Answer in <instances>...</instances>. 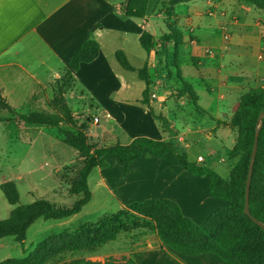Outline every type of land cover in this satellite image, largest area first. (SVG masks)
<instances>
[{
	"label": "crops",
	"instance_id": "1",
	"mask_svg": "<svg viewBox=\"0 0 264 264\" xmlns=\"http://www.w3.org/2000/svg\"><path fill=\"white\" fill-rule=\"evenodd\" d=\"M124 3L125 0H0V92L14 111L42 110L50 85L68 71L69 60L81 44L92 36L99 45V54L93 62L81 64L79 70L72 74V90L70 89V92L64 96L69 108L75 109L70 104L71 98L72 101L85 104L80 110L84 112L88 106L86 89H89L97 100L96 104L93 101L92 103L101 107L106 118L122 128V133L128 134L124 142L120 141V137L116 138V142L128 145L137 137H147L157 141L168 140L170 138L168 132L162 127L159 129L157 125L154 127L156 120L151 117L147 107L140 103L145 86L140 89L134 101L126 96L134 80L138 79L139 82L141 80L137 72L123 70L114 56L116 51H122L130 65L137 71L147 61L143 57L138 59L139 68L131 64L133 59L129 50L131 39L140 46L139 37L143 31L158 37L167 30L165 27V32L158 35L156 25L152 23L151 7L156 0H148L143 19L127 18L122 11ZM262 14H264L262 11L238 0H195L178 4L174 8L173 20L177 26L182 28L183 21L188 22L189 32L195 38L191 42L195 43L196 47L192 46L189 50L190 56L198 58L195 70L202 83L205 74H209L219 66L223 68L224 62L229 66L239 67L244 74L240 78L225 75L218 79L216 85L205 84V91L210 99L215 97L216 106L214 113L202 109L215 120L228 122L238 106L240 97L248 90L264 83ZM156 18L161 19L166 26L163 12ZM208 19L218 20L216 32L220 35L218 39L215 37L213 49L218 52L214 53L212 61L204 57L202 49L208 46L203 44L201 46L199 37L195 34L200 24ZM185 39L184 32V42ZM112 59L119 66L118 69L111 64ZM92 80H99L98 91L93 87ZM113 80H119V88L109 91L107 85ZM112 94L120 96L119 102L113 100ZM131 103L145 109L147 120L141 121L138 116L130 117L124 114L129 111L128 106ZM154 106L155 104H151L152 108ZM112 112L119 114L113 115ZM209 116L205 115L206 120L198 122L210 128L207 139H210L209 136L219 137L221 134H230V130L226 127L217 128ZM94 117L100 122L98 114ZM99 122L94 124L97 125ZM21 124V128L41 126L26 125L23 122ZM140 126L144 128L143 134L137 133ZM44 127L52 131V136L57 142H62V135L59 132L54 128ZM170 127L175 132L177 143H183L184 136L177 134L172 124ZM86 133L89 138V125ZM195 133L201 131L196 130ZM50 144L54 145V143ZM76 155L77 160H81L77 152ZM112 157L114 156L105 159L108 167L96 169L102 177L101 183L106 184L108 186L106 188L108 190L110 188L111 192L114 188L112 194L121 209L133 202L168 199L179 206L185 217L198 225L203 224L214 211L229 205L226 201L221 203L222 200L210 196L208 177L205 181L201 179L202 177L194 176L182 169L173 155L166 154L162 158H156L149 155L145 149L142 156L132 162L127 171L116 159L119 164L117 165ZM199 157L193 163L197 165L202 163L212 168L204 159L198 161ZM114 164L117 166L118 175L115 180L114 178L109 180L107 174ZM69 166L71 165L64 166L61 170ZM59 171H56L58 175H60ZM7 206L6 215H9L14 207L8 203ZM155 236V233L152 237L141 236L131 249L128 248L117 260L127 258L137 264H224L212 254L186 256L172 251Z\"/></svg>",
	"mask_w": 264,
	"mask_h": 264
},
{
	"label": "trees",
	"instance_id": "2",
	"mask_svg": "<svg viewBox=\"0 0 264 264\" xmlns=\"http://www.w3.org/2000/svg\"><path fill=\"white\" fill-rule=\"evenodd\" d=\"M191 1L195 0H169L164 13L167 32L157 38L143 31L139 37V44L147 56L157 45H160L165 55L170 54L171 66L174 68L179 85L176 97H187L192 110L209 116L198 105L195 90L190 83L182 79L180 71L178 53L183 45V30L173 20L174 8L178 4ZM238 1L264 13V0ZM147 4L148 0H125L122 11L127 18L143 19ZM98 54L99 45L91 36L81 44L69 60L68 71L54 82V96L49 101V107L59 114L28 112L16 115L26 125H41L56 129L62 135L63 144L77 152L82 165L75 176L68 181V192L81 198L75 201L72 208L57 207L46 200L19 205L20 196L15 183L3 182L0 184V191L6 202L14 208L7 219L0 221V240L11 238L17 243H23L28 229L39 219L61 220L78 214L91 200L87 181L94 169H105L108 167L105 159L114 156L127 171L130 164L139 159L145 149H149L156 158H162L166 154L173 155L182 169L197 177H208L210 196L226 201L229 205L214 211L203 224L197 225L185 217L179 206L171 200L151 199L133 202L111 216L99 218L95 223L50 235L39 242L27 256L6 259L0 264H137L127 258L120 260L108 258L103 262L79 258L56 262L68 254L95 252L103 245L115 241L120 232L130 231L131 228L125 223V219L131 214L148 221L152 233L156 234L160 242L168 249L182 255L212 254L224 264H264V230L244 214L245 183L256 123L259 115L264 114V83L248 90L240 97L238 106L228 122L218 121L209 116L217 128L226 127L236 135L232 149L227 152V160L235 162L231 167L229 179L224 180L211 168L190 162L187 155L176 146L175 134L170 124L164 117L156 116L150 107L147 62L136 71L122 51H116L114 55L118 65L125 71L137 72L138 78L145 86L140 103L147 107L154 120L161 123L170 138L166 141H157L147 137H137L128 145L116 142L105 147L90 144L86 133L87 125L75 124L72 111L64 96L72 88V74L79 70L81 64L93 62ZM1 111L10 114L15 112L0 92ZM59 124L70 125L74 131H64ZM249 212L253 218L264 224V121L258 134L249 190Z\"/></svg>",
	"mask_w": 264,
	"mask_h": 264
},
{
	"label": "rangeland",
	"instance_id": "3",
	"mask_svg": "<svg viewBox=\"0 0 264 264\" xmlns=\"http://www.w3.org/2000/svg\"><path fill=\"white\" fill-rule=\"evenodd\" d=\"M168 2L169 0H156V3H153L151 7L152 23L156 25V33L158 35L161 32H165L166 26L161 19L156 17L162 12L165 13ZM262 17H264V14H262ZM180 21L182 20L180 19ZM217 21L215 19L204 20V23L200 24V28L195 32L196 36L199 37L201 46L202 44L208 46L204 47L202 52L204 57L211 61L213 60L214 53L218 52L213 49L215 47V37L218 39L220 36L216 32V28L218 27ZM183 24L182 28L178 26L183 30V33H186L185 42L183 41V45L180 47L178 53L182 79L193 86L198 96V105L208 110V112L214 113L216 106L215 97L209 98L205 91V84L216 85L218 79L223 78L225 75H230L231 77L238 76L240 78L244 74L239 67L234 65L229 66L227 62H224L223 68L219 66L209 72V74H205L204 72L205 77H203L202 83L198 79L195 70L198 58L190 56L191 51L189 50L192 46L196 47L195 43L191 42L195 38L189 32L190 25H188V22L183 21ZM129 44V50L133 55L131 62L133 66L139 68L138 59L142 57L147 61L150 79V107L151 104H155L153 108L151 107L154 114L164 117L170 125L174 126L177 134L184 136L183 143H177L175 138L176 146L187 155L190 162H195L196 158L200 156L211 165V169L221 178L228 180L231 167L235 161L229 162L227 160V152L234 145L235 133L230 131V134H221L219 137L209 136L210 139H207L206 136L210 128L202 125V123H198L206 120L205 115L192 110L187 97H176V90L179 85L174 68L171 66L170 54L165 55L160 45H157L150 55L147 56L146 52L142 50L137 42H133L131 39ZM111 64L116 68L119 67L114 59H112ZM91 82L93 83V87L98 91L100 89L99 80H92ZM78 85L79 83H77ZM143 87L144 84L141 81L139 82L138 79L134 80L126 96L134 101ZM54 88L55 85L51 84L45 97L44 108L40 111L23 109L18 112L15 111L13 114L6 111L0 112V184L8 181L15 183L20 196L19 205H29L37 200H46L57 207L72 208L75 201L81 198V196L70 195L68 192V181L75 176L76 171L82 165L81 160H77L76 152L62 142H57L53 138L54 136H52V131L45 129L44 126H24L25 128H21V121L16 117L18 114L28 112L59 114L58 111L49 107V101L54 96ZM107 88H109V91L113 88L118 89L119 80H113L112 83L109 81ZM86 90L88 91V95L86 96V105L88 106L84 112L80 110L81 106L85 107V104L72 101L70 98L72 108L75 107L74 110H71L75 124L77 126L80 124L89 125V142L98 147L114 144L117 137H120V141L124 142L128 134L122 133V128L119 125L112 123V121L106 118L105 113L103 114L102 112V108L95 105L97 100L94 99L92 91ZM69 92L70 90L67 93ZM112 96L114 101L119 102L120 96H116L115 94H112ZM72 102H74L75 106ZM128 110L124 112L126 116H138L141 121L147 120L143 107L131 103L128 106ZM112 113L113 115L119 114L117 112ZM95 114H98L100 117V122L97 125L93 122ZM80 117L83 118L80 119ZM156 125L161 129L162 125L159 121L155 122L154 127ZM59 126L64 131H74L70 125L59 124ZM197 126L198 128H196ZM196 130H200L201 133H195ZM126 131L128 132V130ZM144 132L143 126H140L137 130V133L143 134ZM50 143H54V145L52 146ZM185 144H187V147H185ZM146 151L149 155L153 156L149 149H146ZM112 159L119 165L115 157H112ZM199 164L203 165L202 163ZM67 165L71 166L61 170ZM116 167V164H114L110 168L107 174L109 180L113 178L115 180V177L118 175ZM57 170H60V175L57 174ZM101 178L97 169H94L89 175L87 183L92 197L78 214L61 220L39 219L28 229L23 243H17L11 238L0 240V262L10 258L27 256L39 242L50 235H56L66 230H74L86 224L95 223L99 218L115 214L121 208L119 202L112 194L114 188L112 192L110 188L108 190L106 188L108 186L101 183ZM201 179L207 181V177H202ZM220 202L222 203L223 201ZM6 207H8L7 202L0 191V221L7 219L9 216L6 215ZM125 223L129 224L130 231L120 232L115 241L103 245L95 252L68 254L62 256L56 262L79 258L96 262H103L108 258L119 259L122 257V254L126 253L128 248L131 249L138 238L144 235L152 237L153 233L148 221L131 214L125 219Z\"/></svg>",
	"mask_w": 264,
	"mask_h": 264
},
{
	"label": "water",
	"instance_id": "4",
	"mask_svg": "<svg viewBox=\"0 0 264 264\" xmlns=\"http://www.w3.org/2000/svg\"><path fill=\"white\" fill-rule=\"evenodd\" d=\"M263 121H264V114H260L257 119V123H256V131L254 135V141H253V146H252V151H251L250 161H249V166H248V173H247V178H246V183H245V199H244V214L248 216L252 220V222L255 223L262 230H264V224H262L261 222L253 218L249 212V190H250V183H251V177H252V172H253V165L255 162V157H256V152H257L258 134L261 129Z\"/></svg>",
	"mask_w": 264,
	"mask_h": 264
},
{
	"label": "built area",
	"instance_id": "5",
	"mask_svg": "<svg viewBox=\"0 0 264 264\" xmlns=\"http://www.w3.org/2000/svg\"><path fill=\"white\" fill-rule=\"evenodd\" d=\"M93 122L98 123L99 122L98 118L94 117ZM197 160L202 161L203 159L199 157Z\"/></svg>",
	"mask_w": 264,
	"mask_h": 264
}]
</instances>
